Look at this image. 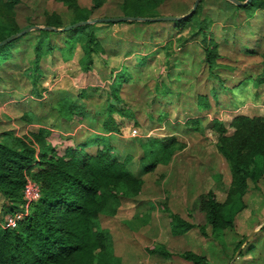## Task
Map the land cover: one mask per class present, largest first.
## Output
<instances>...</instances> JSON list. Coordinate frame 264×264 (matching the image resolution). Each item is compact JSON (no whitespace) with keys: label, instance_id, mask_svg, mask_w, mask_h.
<instances>
[{"label":"rangeland","instance_id":"374dc122","mask_svg":"<svg viewBox=\"0 0 264 264\" xmlns=\"http://www.w3.org/2000/svg\"><path fill=\"white\" fill-rule=\"evenodd\" d=\"M193 1L161 0L151 16L185 14ZM93 2L18 0L12 8L0 7L2 12L5 9L0 15L2 27H30L29 34L13 39L0 61V139H32L36 128L27 126L21 114L36 112L42 95L53 100L62 90L76 95L84 88L92 98L97 94L104 99L112 95L114 84L112 92L128 102H118L121 107L126 105V117L113 113L118 127H113L107 135H99L110 139L121 155L130 154L127 165L133 172L139 170V181L117 182L115 211L98 215L110 248V254L104 250L102 255L108 261L102 258L101 264H169L153 256H179L180 250H193L187 244L190 240L184 235L186 230L178 234L170 232L169 211L188 221L203 223L196 198L210 188L218 200L233 203H223L224 211L235 209L240 199L248 205L255 202L264 206V163L256 182L246 178L242 191L234 192L230 162L220 151L219 141L222 134L233 135L230 120L234 115L264 116V0H250L243 6L232 0H199L188 21L181 26L175 25L174 19L90 21L73 27L69 37L62 27L72 23L69 20L74 7L88 9ZM120 5L121 0H98L85 19L123 15ZM54 16H59L62 26L46 24ZM40 28L52 31L48 36L42 35L43 41L48 40L52 47L43 48L35 61L38 69L34 70L33 44L38 33L33 30ZM70 46V50L64 51ZM106 47L136 52L130 59L121 60L116 72L110 69V73L102 74L99 68L103 65L101 58L106 55L102 48ZM91 51L97 52L87 62L86 55ZM207 51L216 53L211 65L205 60ZM153 52L156 59L150 60ZM109 56L115 57V53ZM112 58L109 60L116 62ZM172 62L174 65L166 73ZM209 71L214 74L210 75ZM258 78L261 80L257 81ZM202 96H206L208 107L200 105ZM51 122H56L64 134L77 137V141L80 136L90 134L77 132L74 123L62 118ZM152 137H167L165 150L171 152L165 161L162 159L165 150L151 164H148L150 158H145L143 163L147 166L141 171L138 157ZM254 137V134L248 136L246 150ZM240 138L241 135L234 136L235 140ZM233 141L227 143L228 150L233 148ZM93 148L94 145L87 150ZM256 214H251L245 224L255 221ZM231 225L213 231L205 226V234L197 225L191 226L197 238L193 233L188 236L195 238V247L204 253L208 264H231L234 256L242 255L241 244L233 243L239 225ZM263 225L264 218L252 231ZM149 245L167 247L172 253H152L145 248ZM247 253L253 259L246 264L254 263L253 250ZM236 261L232 264H240V259Z\"/></svg>","mask_w":264,"mask_h":264},{"label":"trees","instance_id":"16d2710c","mask_svg":"<svg viewBox=\"0 0 264 264\" xmlns=\"http://www.w3.org/2000/svg\"><path fill=\"white\" fill-rule=\"evenodd\" d=\"M17 1L0 0V7L12 8ZM160 1L121 0L120 8L127 15L151 16L154 15ZM97 3L98 0H94L88 9L74 7V14L71 15L69 22L87 18L90 9ZM4 11L5 9L3 12L0 9V15L4 14ZM188 16L174 19L175 25L181 26L187 22ZM45 22L62 26L59 16ZM19 29L21 27H2L0 23V39ZM74 29L72 27L65 32L70 37ZM33 31L38 33V38L33 44V69L36 70L38 68L35 61L43 53V48L47 50L52 47L48 40L43 41L42 35L48 36V32L52 31L43 28ZM12 41L13 39L0 44V61L9 51ZM215 56L214 51H207L205 60L211 65ZM262 64L264 66V58ZM212 73L209 71L210 75ZM260 80L258 78L257 81ZM212 94L216 98L213 89ZM202 98L199 100L200 105L208 107L206 96ZM75 106L72 102L67 104L64 100L59 102V110H63L65 115L76 109ZM22 117L29 119L26 113ZM104 124L107 127L110 118L105 120ZM230 124L234 133L232 136L224 134L219 136L220 151L230 162L232 190L235 192L240 189V192L246 178L256 182L261 174L264 163V116L245 113L234 115ZM251 134L255 137L250 138L246 150L245 145ZM239 135L241 138L235 140L234 136L237 138ZM32 136L29 140L20 137L0 139L2 210L9 212L20 207L21 187L25 175L36 180L40 186L39 196L30 204L23 218L15 226H0V264H101L102 258L107 260L106 256H102L104 250L109 253L110 248L106 241V230L100 225L98 215L115 211L118 199L115 184L120 181L132 184L138 182L139 170L133 172L128 167L129 153L120 158L108 142H100L93 151H88L85 148L88 142H75L71 137L46 127L37 128ZM89 140L91 141V138ZM230 140H234V146L228 150L227 143ZM167 142H169L167 137L149 138L147 148L138 157L141 171L147 166L143 160L150 158L148 164H151L153 160L158 159ZM170 152V149L165 150L163 161L169 157ZM223 203L233 204L230 201L218 200L213 189H207L196 198L197 208L203 214V223L188 221L178 213L169 211L167 216L170 232L178 234L195 224L205 234V226L213 231L231 225L233 214L244 205V202L240 199L235 209L228 208L226 211L222 208ZM239 243L240 241L237 245ZM145 248L162 255L172 253L167 247L166 249L149 245ZM95 249L98 250L93 261ZM177 255L192 264H208L204 255L190 249L180 250Z\"/></svg>","mask_w":264,"mask_h":264},{"label":"crops","instance_id":"0c3cea01","mask_svg":"<svg viewBox=\"0 0 264 264\" xmlns=\"http://www.w3.org/2000/svg\"><path fill=\"white\" fill-rule=\"evenodd\" d=\"M124 21H128V20H124ZM133 21H136V20H133ZM113 22H122V21H113ZM68 29H65V30H68ZM54 30H58V29H54ZM27 31H25L24 33H26ZM24 33H22L21 35H23ZM27 34H29V32H27ZM29 37H30V35L28 36V38ZM121 45H122V43H119V47H121ZM71 47L72 46H70V48L64 49V51L70 50ZM57 49L62 51V49H60V48H57ZM100 49H99V51H102ZM102 49H105L104 53L106 54L105 57H102L103 59L100 57L101 63L103 65H102V67L99 68V70L102 74L110 73V69L113 70V72L114 71L116 72L118 69L117 66L123 60L130 59L131 55H133L134 52H136L135 50H133L132 52H129V51L120 52L121 49L117 50L118 48H109V47L102 48ZM153 49H154V47L150 48L148 51H152ZM148 51H147V53H148ZM47 52H49V51H45V53H47ZM96 52L91 51V52H89V54L86 55L87 59H88L87 62L92 60V55H93V53H96ZM154 52H153V55H150V58H149L150 60L156 59V57H155L156 53H154ZM114 53H115V57L109 56L110 54H114ZM33 54H34V52H33ZM81 56H82V53H81L80 57ZM110 57H113L112 59H117L116 62H113L114 64L112 63L111 60H109ZM160 58H158V59L160 60ZM169 58L171 61V56H169ZM160 62H161V60H160ZM166 64L168 67V63H166ZM173 65H174V62H172L171 66L166 70V73L169 72V69ZM163 66H164V64H163ZM32 68H33V64H32ZM37 68H38V64H37ZM111 75H112V73H111ZM96 76H98V75L96 74ZM111 84H113L112 80H111ZM90 85H94V84H90ZM113 86H114V84H113ZM113 86H112V88H113ZM112 88H111V94L112 95L109 96V98H104V99H101V96H98L97 94L94 98H92V94L90 95L88 93H85L84 88H80L77 91L76 95H71L66 90H62L60 94L53 97V98H55L53 100H51V97H48V99H46L45 95H42L43 97L41 96L42 98L38 102L39 103V109L36 112H32V113L26 112V114H28V116H29V119L24 118V121H27V124H26L27 126H34L36 129L39 127H46L48 129H51V130L59 131L62 135L69 136L67 134H64V132H62L59 129V127H57L56 122H51V120H56L58 118H62L64 120H67L68 122L74 123L75 124L74 130L77 128V132L80 131L83 133H86V132L90 133L87 136L86 135L83 137L80 136V138H78V141H77V137L69 136L73 139V141H75V142H80V141L88 142L85 145L86 149H88L89 147L94 145V148L91 151H93L100 142H108L109 144L112 145L114 150H116V153H118V156L120 158H122L124 155H121L120 152H118L119 150L114 147L115 144L112 143V141L110 139L107 140V139H104L102 136H100V135H105V134L107 135L110 132V130L113 129V127H115V126L118 127L119 123L117 120H115L113 113H116V114L119 113L118 115L121 118L126 115V112H125L126 108H124V107H126V105L121 107L120 105H118V102L119 103H126L127 101L122 97V95H116V93H113ZM90 98H92V99H90ZM62 100L66 101V104L69 102L74 103L76 105L75 106L76 109H72V111H70L69 113H67L65 115L62 112L63 110H61V111L59 110V102ZM88 100L90 102L92 100H94V103L92 104V102H91V104H89L90 102H88ZM64 109H65V107H64ZM110 109H111V111H109ZM24 114L25 113L21 114V119H23L22 116ZM108 118H110V124H108L107 127H105L104 121L108 120ZM91 132L97 133V135H93V134H91ZM89 138H91V141L93 143L89 140ZM244 201L245 200L243 199V202ZM2 202H3V197L0 194V215L1 214L3 215L4 213L7 212V211L2 210ZM245 202H244V205L233 214V218H232V225L234 226L237 223L239 225V228H237V235L238 236H236L233 243L236 244L240 241L239 244H241V246H240L241 250L239 251V253L242 254L241 256H234V259H237V261L240 259V264H246L247 260L253 259V257L248 256V253H247V250L249 251L250 249H252L253 254L255 255V257H254L255 262L252 264H264V225L260 226V228H258L257 230L252 231V229L255 227V225L256 224L258 225L259 222L264 218V206H258V204H256L255 202L253 204L248 205V203L247 202L245 203ZM238 211H240V212H238ZM254 213H257L255 215V217H256L255 221L246 225L245 224L246 220L248 219V217L251 214H254ZM227 226H229V225H227ZM227 226H224L223 228H225ZM251 232H253V233L255 232V233L252 236H248V234H250ZM188 233L194 234V227L187 229L184 232V235H187V239L190 240V243H187L188 246L190 248H192L194 251L202 253L201 250H197L199 248L195 247L197 245V243L194 242L195 238L189 237ZM172 236H174V235H172ZM195 236L197 238V234ZM202 254L204 255V253H202ZM153 257H157L159 259V261L166 262V263L168 262L169 264H175V263L183 264L184 262L185 263L189 262V261L183 259L181 256H165V257L164 256H153ZM175 257H177V259H175ZM234 259H233V261H234ZM232 262H231V264H232ZM189 263H191V262H189Z\"/></svg>","mask_w":264,"mask_h":264},{"label":"water","instance_id":"95a60500","mask_svg":"<svg viewBox=\"0 0 264 264\" xmlns=\"http://www.w3.org/2000/svg\"><path fill=\"white\" fill-rule=\"evenodd\" d=\"M199 0H194L191 6V9L182 15H158V16H139V15H127V14H123V15H118V16H102V17H97V18H92V19H82V20H77L74 21L68 25H65L64 27H62L63 29H68V28H72L75 26H78L80 24H84L90 21H124V20H166V19H177V18H181L184 16H188L190 15V13L194 10V8L196 7L197 3ZM233 2H235L236 4H240V5H244L247 4L250 0H232ZM46 28H50V29H61V28H57V27H53V26H45ZM30 27H23L13 33H10L9 35L5 36L4 38L0 39V44L5 43L19 35H21L22 33H24L25 31H27ZM251 234V233H250Z\"/></svg>","mask_w":264,"mask_h":264},{"label":"built area","instance_id":"2783aa9c","mask_svg":"<svg viewBox=\"0 0 264 264\" xmlns=\"http://www.w3.org/2000/svg\"><path fill=\"white\" fill-rule=\"evenodd\" d=\"M22 202L19 208L4 213L0 217V226L12 227L28 212L30 204L39 196V183L29 175L24 176V182L21 187Z\"/></svg>","mask_w":264,"mask_h":264}]
</instances>
